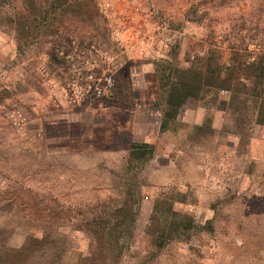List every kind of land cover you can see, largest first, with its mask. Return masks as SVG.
Here are the masks:
<instances>
[{"label": "rangeland", "instance_id": "1", "mask_svg": "<svg viewBox=\"0 0 264 264\" xmlns=\"http://www.w3.org/2000/svg\"><path fill=\"white\" fill-rule=\"evenodd\" d=\"M57 16L52 31L24 28L18 40L8 17L0 21V264H46L49 245L26 258L5 252L51 228L69 241L65 264H77L89 248L86 221L120 204L127 181L138 184L140 207L118 264H264V126L236 131L220 90L216 106L191 99L181 108L179 118L199 127L160 135L155 71L256 59L264 0H92ZM119 80L129 108L115 96ZM142 121L152 156L129 165ZM165 197L196 229L154 249L145 229Z\"/></svg>", "mask_w": 264, "mask_h": 264}, {"label": "trees", "instance_id": "2", "mask_svg": "<svg viewBox=\"0 0 264 264\" xmlns=\"http://www.w3.org/2000/svg\"><path fill=\"white\" fill-rule=\"evenodd\" d=\"M11 3L15 7L18 4L17 8L12 10L8 6ZM91 4L92 0H0V21L8 17L5 21L12 22L10 25L14 27L12 31L18 40L24 28L29 32L35 29L46 31L51 25L52 31L55 22H60V16L57 15H61L66 7ZM54 44L53 42L52 48ZM231 59L228 67H223L212 57L200 61L197 59L188 67H173L170 63L156 64L155 71L164 93L160 135L170 130L177 131L186 125L177 119V115L188 100H195L206 108L216 106L221 102L220 90L229 93L225 103L234 115L233 126L236 131L249 136L253 124L264 126V53L252 61L237 56ZM114 93L118 96L120 105L131 107L127 83L119 80ZM249 95L256 98L249 99ZM204 123L208 124L206 121ZM152 152L149 143L134 142L128 150L127 162L129 165L135 160L144 162L152 156ZM124 185L120 204L94 214L86 221V228L83 230L89 238V248L79 257L77 264H118L123 250L131 246L129 242L140 207V189L135 182L127 181ZM174 200L176 199L165 197L153 204L145 229L150 237L151 248L160 249L171 240L188 237L196 229L191 215L173 208ZM68 244L67 236L55 234V230L51 228L44 230L40 236L28 235L20 247L7 249L5 253L7 256L26 258L35 248L49 245V261L46 264H65L64 254Z\"/></svg>", "mask_w": 264, "mask_h": 264}, {"label": "crops", "instance_id": "3", "mask_svg": "<svg viewBox=\"0 0 264 264\" xmlns=\"http://www.w3.org/2000/svg\"><path fill=\"white\" fill-rule=\"evenodd\" d=\"M184 106H182V108H183ZM181 110V109H180ZM192 118H194V116H195V118H197L198 117V115H199V109L197 108V109H195V111L194 110H192ZM179 113H180V111H179ZM177 119L182 123V124H186V125H189V124H191V125H195L196 124V122H194V123H190V122H188L189 120L187 119V121H184V119L183 118H179V114L177 115ZM141 125H144L145 127H146V124L145 123H143V121H142V123H141ZM147 129H145V132H144V136H143V138H142V140H141V142H146V143H151V141L153 140V135H152V132L150 131V129L148 128V126L146 127ZM264 179V178H263Z\"/></svg>", "mask_w": 264, "mask_h": 264}, {"label": "built area", "instance_id": "4", "mask_svg": "<svg viewBox=\"0 0 264 264\" xmlns=\"http://www.w3.org/2000/svg\"><path fill=\"white\" fill-rule=\"evenodd\" d=\"M103 7H104L105 10H110L111 9V5H110L109 2H106ZM108 79H109V81L111 80L110 77Z\"/></svg>", "mask_w": 264, "mask_h": 264}]
</instances>
